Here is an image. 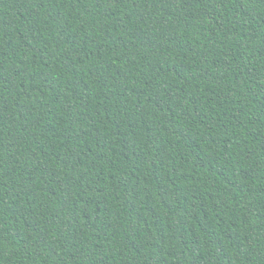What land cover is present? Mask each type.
<instances>
[{"label":"trees","instance_id":"1","mask_svg":"<svg viewBox=\"0 0 264 264\" xmlns=\"http://www.w3.org/2000/svg\"><path fill=\"white\" fill-rule=\"evenodd\" d=\"M0 264H264V0H0Z\"/></svg>","mask_w":264,"mask_h":264}]
</instances>
